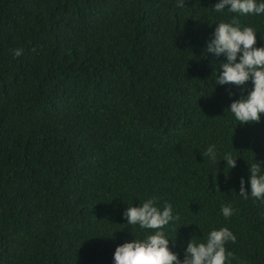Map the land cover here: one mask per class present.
I'll use <instances>...</instances> for the list:
<instances>
[{
  "label": "trees",
  "instance_id": "obj_1",
  "mask_svg": "<svg viewBox=\"0 0 264 264\" xmlns=\"http://www.w3.org/2000/svg\"><path fill=\"white\" fill-rule=\"evenodd\" d=\"M216 2L0 0V264H113L155 231L123 218L153 197L179 217L163 230L181 261L227 227L231 264H264V199L239 196L264 169V114L239 125L252 85L215 87L225 58L206 52L233 17L264 47V15Z\"/></svg>",
  "mask_w": 264,
  "mask_h": 264
},
{
  "label": "clouds",
  "instance_id": "obj_2",
  "mask_svg": "<svg viewBox=\"0 0 264 264\" xmlns=\"http://www.w3.org/2000/svg\"><path fill=\"white\" fill-rule=\"evenodd\" d=\"M178 6H184V0H180ZM225 9L244 16L264 15V0H217L212 10L220 13ZM215 25L211 39L206 42V52L225 58L220 64L221 71L216 76L215 87L232 84L243 88L250 82L251 90L246 96L233 101L228 111L240 121L241 126L258 123L264 114V47H256V30L241 27L235 17L231 23ZM22 52L23 49L18 48L13 55L19 57ZM204 155L216 161L215 145H210ZM221 161H225L231 169L236 167L237 159L230 152ZM249 171L247 187L244 178L240 179L239 196L264 199V169L257 163ZM156 205L157 199L153 197L138 206L125 209L123 218L128 225H139L141 229L155 231L145 239L134 238L117 246L113 253V264H231L235 257L225 245L228 242L235 243L236 236L227 227L210 231L202 243L192 238L181 261L179 254L170 249L169 242L172 240L167 238L163 230L179 217L174 215L171 204L166 203L163 210ZM221 212L228 218L234 210L230 205H224Z\"/></svg>",
  "mask_w": 264,
  "mask_h": 264
}]
</instances>
